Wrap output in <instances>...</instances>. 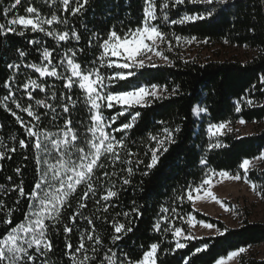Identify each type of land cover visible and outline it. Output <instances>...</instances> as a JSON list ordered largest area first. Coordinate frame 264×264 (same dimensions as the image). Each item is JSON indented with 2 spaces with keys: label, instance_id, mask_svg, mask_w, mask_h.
Listing matches in <instances>:
<instances>
[{
  "label": "trees",
  "instance_id": "1",
  "mask_svg": "<svg viewBox=\"0 0 264 264\" xmlns=\"http://www.w3.org/2000/svg\"><path fill=\"white\" fill-rule=\"evenodd\" d=\"M14 2L15 0H0V24L7 26L8 20L26 15L25 9L31 6L39 11L42 18H51L55 13L61 21L67 20V24L57 21L52 25H44L46 30H75L81 39L77 41L70 37L66 41H58L47 36L45 32H33L30 27L25 30L19 25L16 26L17 33L24 31L22 36L16 33L0 34V152H4L3 158H0V201L6 206L0 209V237L10 227L22 222L24 213L28 210V198L20 197L19 191L14 190V187L22 185L25 193L31 192L40 175L39 168L42 167L35 159L36 151L32 146L34 138L27 135L16 117L7 109L16 112L25 125L31 122L50 132L59 131L70 115L72 127L79 137L78 146L83 145L85 138L91 135L87 131L92 123L90 105L85 103V94L78 85L65 89L63 79L40 77L39 73L27 65L42 66L47 63L42 60V51L47 48L52 53V65H59L61 58L71 49L76 53L75 61L82 68L92 67L93 61H96L98 67L96 58L102 52L98 44L107 38L108 32L114 28L122 35L129 27L135 28L142 19V0H89L84 10L76 15H72L70 9L64 11L60 0H55V3L52 0H22L21 4L6 14L5 8H10ZM160 2L158 0L157 3L158 16ZM71 7H75V0H70ZM206 11H212L213 15L204 20L170 23L171 20H179L185 13L196 15L206 14ZM168 15L169 22L161 19L157 23L161 25L163 32L169 34L173 45L175 39L171 34L174 33L181 37H196L195 40L230 48L238 53L197 59L183 57L176 47L175 50L165 51L170 63L156 64L157 67L147 64L143 69L133 68L131 70L135 72V76L129 77L127 82L108 85L109 89L127 90L137 84L156 83L167 85L169 92L172 88L179 87L177 94H165V98L154 100L146 107L129 108L119 117L113 127L129 122L136 111L141 112V116L127 133H114L117 139L124 136L127 148L120 149L121 159L115 163L102 158L105 167L95 171V177L101 179L96 181L94 177L96 196H90L84 201L87 207H77L79 197L84 191V186L81 185L69 198L71 206L62 210L60 222L52 226L50 221H45L49 224L48 239L51 241L52 251L45 257H39L36 264H40L42 260H47V264H71L65 254L68 251L66 244L71 243L74 251L79 245L81 235L92 230L93 225H89L86 218L93 220L96 229L94 235L99 234L102 238L96 259L89 264H100L109 248L117 253L118 260L123 258L121 253H127L134 261L139 260L143 251L148 250L152 243L159 244L157 264H214L232 251L264 242V221L252 220L248 212L242 214L237 226L230 227L221 219L194 209L191 201L187 199L189 187L200 184L209 169L243 174L239 168L242 160L254 158L264 150V84L260 83V77L264 75V0H227L226 4L217 2L213 5H208L203 0H196L194 4L186 0L185 4L175 8L170 4ZM93 33L100 40L93 37ZM18 50L24 51L26 55L20 57ZM68 54L71 55L70 52ZM9 64H18L20 67L9 68ZM57 71L65 73V68L58 67ZM112 72V68L102 69L105 76H111ZM29 79L45 85V91L29 86L33 95L31 100L22 87ZM6 82L22 107L29 104L33 106V110L41 116L39 121H34L22 109L16 108L12 99L4 100L9 95ZM53 92L56 93L55 98L52 97ZM67 96H71L76 103L74 106L69 104V114H64L60 105L67 103ZM245 99H252L254 103L249 105L243 102ZM36 100H45L56 108V112L36 105ZM238 100L241 101L239 113L235 111ZM194 105L206 107L207 112L200 118L193 115L191 108ZM122 110L120 105L112 109H102L105 118ZM54 115L57 117L55 120ZM241 119L254 125V131L243 134L232 129L221 136L209 138L207 124H233ZM176 125L180 126V131L174 133L175 143L167 145L168 151L160 157L156 167L147 169L146 165L151 158L149 149L156 144L150 140V136L162 137L164 127L174 129ZM21 139L27 147L20 146ZM217 140L223 146L209 150L208 144H215ZM13 148L15 151L11 150ZM128 151L133 155L128 156ZM201 159H205L207 164L201 165ZM128 168L132 169L131 175L127 172ZM17 169L20 171L17 172ZM104 171L110 174L108 178L102 177ZM112 173L115 175H111ZM247 175L258 188L264 189V169L252 168ZM123 178L129 179L130 183L123 184ZM110 186H114L113 190L118 195L111 198L108 212H104L103 207L107 202L101 201L97 205L96 200ZM133 207L139 209V215L131 211ZM9 209L12 210V224L6 225L3 221L7 218ZM163 209L168 211H162ZM77 212L79 215L75 222L71 221L69 217ZM124 212H129V216H123ZM117 213L121 215L117 216ZM189 215L215 225L219 232L182 239L180 242L186 246L175 249L176 241L172 232H165L164 229L171 225L189 232L185 221ZM180 217L184 219L181 220ZM113 220L132 229L131 232L118 234L121 239L115 242L111 239L114 234ZM157 221L160 222L159 231L154 228ZM65 224L72 228L71 232L64 231ZM84 239L89 255H92L93 242L88 241L86 235ZM197 248L202 250L197 253ZM30 251L34 252V249ZM77 255L82 257L80 253ZM239 264H264V257L241 255Z\"/></svg>",
  "mask_w": 264,
  "mask_h": 264
},
{
  "label": "snow or ice",
  "instance_id": "2",
  "mask_svg": "<svg viewBox=\"0 0 264 264\" xmlns=\"http://www.w3.org/2000/svg\"><path fill=\"white\" fill-rule=\"evenodd\" d=\"M22 0H15L10 8H5L7 14L11 9L16 8L17 5L21 4ZM55 3V0H52ZM63 5L64 11H71L72 15L81 13L85 5L89 3V0H75V7L70 8V0H60ZM188 3H196V0H187ZM208 5L214 3L226 4L227 0H203ZM157 3L158 0H142V19L139 24L135 27H129L122 35L113 28L108 32L107 38L102 40V43L98 44V47L102 49L100 55L96 58L99 62V66H96V61H93L92 67H83L80 63L75 61L76 53L71 49L66 52L61 58L59 65H52V53L44 48L42 51V60L46 61L43 66L37 64L27 65L33 68L40 77H55L57 79L64 80V88L70 89L74 85L78 87L85 94V103L90 105L89 112L91 113V124L87 131L90 133V137H86L83 145L78 146L79 137L76 130L72 127V121L69 118L64 120V125L57 132H50L46 129H40L37 124L29 122L25 125L16 112L11 109H7L13 116L16 117L17 122L21 124L27 135L34 138L33 147L36 151V162L38 165H42L39 168L40 175L35 181L34 187L31 192L25 193L22 185H17L14 190L19 191L20 197H27L29 200L28 210L24 213V219L22 222L17 223L8 229L7 233L0 237V264H36L39 257H45L49 252L52 251L51 241L48 239V228L49 224L45 221H50L51 225L54 226L57 222H60L62 210L65 207H70L69 198L77 192L79 186H84V191L79 197L77 202L78 208H86L87 205L84 203L90 196H96V186L94 183L95 171L97 169H103L105 164L102 162V158L111 160L113 163L121 159L120 149H126L124 136L117 139L114 133H127L128 130L132 129L135 121L141 116L140 111H136L131 116V120L127 123H121L119 127H113L115 122L120 116L127 112L129 108H136L137 106L146 107L148 104L157 99L165 98V94L171 96L177 94L179 86L172 88L171 92L168 91L167 85H158L156 83L150 84H137L127 90H116L109 89L108 85L118 83L120 81L127 82L129 77L135 76V72L131 69H143L145 68V60L142 58L148 53H152L156 57H160L165 63H170L169 57L165 54L164 49L160 47L161 44H167L168 51L172 50V40L169 39V34H166L161 30V25L157 23L158 20L169 22V6L172 8L177 5H183L186 0H161L159 3L160 15H157ZM26 15H19L5 24H0V34L16 33L24 35V31L17 33L16 26L19 25L23 29L30 27L31 31L45 32L47 36L54 37L58 41H66L70 37L79 41L80 35L72 30L71 32H56L55 30L48 31L44 25H52L53 22H61L67 24V20L61 21L59 17L53 13L51 18H42L39 11L35 7H27L25 9ZM212 11H206V14L189 15L185 13L179 20H171V24L185 23L188 21L204 20L207 16H212ZM250 31H254L251 30ZM176 43L180 44L181 41L185 43H192L196 37H181L179 35L171 34ZM93 37L100 40V37L93 33ZM29 43H37V41H29ZM92 40L89 39V45ZM82 51V50H81ZM19 56L24 57L26 53L22 50H18ZM112 57L119 59L113 60ZM122 59V62H121ZM151 60V57H148ZM51 65V67H50ZM9 68H19L18 64H9ZM64 67L65 73L57 71L58 67ZM151 67H157L155 63L150 65ZM112 68L113 72L111 76H105L102 74L103 68ZM127 70V71H126ZM11 80L12 77H9ZM260 83L264 84V75L260 77ZM6 87H9V95L4 97V100L12 99L15 107L22 109L26 112L29 117H32L34 121H39L41 116L33 110V106L29 104L26 107L15 100L12 94L10 85L6 82ZM29 86L32 89L39 88L41 91H45V85L37 83L36 80L29 79L27 83L23 84L29 100L33 99L32 91H29ZM56 93H52V97L55 98ZM67 103H63L60 107L64 114H69V104L75 105V101L72 100L71 96L66 97ZM243 102L251 105L254 103L252 99H245ZM36 105H41L51 109L53 113L56 112V108L48 104L45 100H36ZM116 105L122 106V111L117 112L115 115H111L105 118L103 115V108L112 109ZM241 101L236 102L235 111L239 113L241 111ZM5 107H7L5 105ZM191 112L195 116H199L200 113H206L207 108L199 107L194 105L191 108ZM46 115V113H45ZM57 117L53 116V120ZM229 122L220 123H209L207 126V133L209 138L218 137L224 134V130L232 131L228 127ZM240 123H245L243 119ZM180 131V126L176 125L174 129L169 127L163 128V136L151 135L150 140L155 141V147L149 149L151 152L150 162L146 165L147 169L156 167L160 157L168 151L167 145L175 143L174 133ZM20 146L27 147L25 141L21 139L19 141ZM223 145L217 140L215 144L209 143L208 149L214 147H222ZM15 151V149H11ZM128 156H132L133 153L128 151ZM4 152H0V158H3ZM261 157L264 158V152H261ZM137 163H143V161H137ZM201 165H206L207 161L201 159ZM251 161L247 158L243 159L239 164V168L244 170L243 179L248 182V171L250 170ZM20 170L17 169V172ZM127 172L129 175L132 173V169L128 168ZM147 174V173H145ZM109 173L104 171L102 173L103 178H108ZM111 175H115L112 173ZM227 177L232 180H241L242 176L239 172L235 175L231 174L226 170H220L218 173L216 170L209 169L205 173V178L200 184L195 187L188 189L187 199L193 201L194 199L200 198V193L216 199L211 191H207L206 188L212 187L213 180L217 177ZM100 177H95L96 181H99ZM130 180L123 178V184L127 185ZM2 187V186H0ZM114 186L107 188L106 192L100 196L99 200H96V204L99 205L101 201L107 203L104 204L103 211L108 212L110 201L112 197H116L118 192L113 190ZM251 190L255 191L258 196L264 198V189L258 188L255 183L251 184ZM193 192L197 195L194 197ZM18 202V201H17ZM220 202V201H218ZM223 206V202H220ZM6 207L3 201H0V209ZM133 213L139 215V209L133 207L131 209ZM162 211L167 212V209ZM175 212V209H173ZM79 213H73L69 219L75 222ZM121 215L120 213L116 214ZM12 210L9 209L6 213V219L3 221L6 225H11ZM123 216L128 217L129 212H124ZM89 225H93L90 232L81 235L79 245L72 250V244L67 243L66 255L71 260V264H89L90 261L96 259V253L99 251V246L102 244V238L96 233L93 220L86 218ZM107 219V217H105ZM163 219H167L163 217ZM183 220V217H180ZM114 234L111 239L113 242L121 239L123 232H131V227H125V224L116 222L113 220ZM199 223L206 228H214L213 224H206L204 221ZM156 231L160 230V222L157 221L154 225ZM64 231L69 233L72 228L67 224L64 225ZM165 232H172L173 238L175 239V249L184 248L186 245L180 242V238L185 239L194 238L189 233L185 236V233L181 227H172L171 225L164 229ZM227 231V229H224ZM87 237L88 241H92L91 247L92 255H89V249L85 245L84 237ZM207 245H205V248ZM159 248L158 243H152L149 249L143 251L142 258L139 260H132L128 257L127 253H121L122 259H117V253L111 248L104 253L103 259L100 264H157V251ZM34 249V252L29 250ZM172 249V251H175ZM202 249L197 248L196 252H200ZM246 251L245 248H239L236 251L228 254V259L238 256ZM82 254L78 256L77 254ZM110 253V254H109ZM40 264H47V260L40 261ZM216 264H224V258L221 257Z\"/></svg>",
  "mask_w": 264,
  "mask_h": 264
},
{
  "label": "rangeland",
  "instance_id": "3",
  "mask_svg": "<svg viewBox=\"0 0 264 264\" xmlns=\"http://www.w3.org/2000/svg\"><path fill=\"white\" fill-rule=\"evenodd\" d=\"M160 47L164 49V52L168 50L167 44H161ZM176 47L178 48V50H180V54L183 57L197 58V59H204L208 57L215 58L218 55L224 56V54L227 53L229 54L238 53V51H233L230 48H223L219 45H213L206 41L201 42L198 40H194L190 44L185 43L183 41H181L180 44H177L175 41V44L174 45L172 44V50H175ZM149 56L151 57V60L148 59ZM112 58L114 60L119 59L117 57H112ZM142 58L145 60V65L152 63L155 64L165 63L160 57H156L152 53H148ZM202 114L204 113H200V115L197 117L200 118ZM207 126H206V131H207ZM228 127L234 130H238L240 131V133L243 134L251 133L255 129L254 125L247 123H240V120L233 124L228 123ZM226 131L227 130L225 129L224 132ZM262 152H264V150ZM249 160L251 161L250 169L256 167L264 169V158L261 157V154ZM241 170L243 174H241L242 179L239 181L232 180L227 177L217 176L212 182V187L206 188L207 191H211L213 193L216 199L214 200L212 199V197L206 196L204 195L203 192H201L199 194L200 195L199 199H194L193 201H191L193 208L204 214L221 219L225 225L230 227L237 226L239 224L242 218V214L244 212H248L252 220L264 221V199L261 198V196H258L255 191L251 190V184L253 182L250 180H248V182H245V180L243 179L244 170L243 169ZM231 174L235 175L236 173H231ZM198 185L193 186L191 188H195ZM196 195L197 194L193 192V196L195 197ZM218 201L223 202V206ZM185 221L189 228V232L184 231L185 236H188V234L190 233L192 237L195 236L200 237L204 235L216 234L219 232L218 228L216 227L206 228L202 226L199 223V220H197L193 215L187 216ZM205 223L210 224L207 222ZM182 239L185 238L181 237L180 241ZM245 249L246 251L244 253H241L238 256L233 257L231 259H228V255L223 257L224 264H239V258L241 255H256L260 258L264 257V242L261 243L260 245L247 247ZM216 262L214 264H216Z\"/></svg>",
  "mask_w": 264,
  "mask_h": 264
}]
</instances>
